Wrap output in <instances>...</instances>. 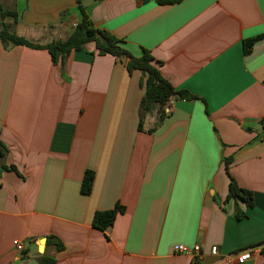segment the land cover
Returning <instances> with one entry per match:
<instances>
[{
    "label": "crops",
    "instance_id": "1",
    "mask_svg": "<svg viewBox=\"0 0 264 264\" xmlns=\"http://www.w3.org/2000/svg\"><path fill=\"white\" fill-rule=\"evenodd\" d=\"M80 2L94 27L133 57L147 51L195 99L168 101L161 121L154 108L138 130L141 74L122 60L89 43L59 66L44 50L0 43V264H237L245 249L242 264H264V0ZM0 6L16 14L10 32L42 44L79 20L75 0ZM229 178L251 192V208L225 200ZM115 205L111 226H91Z\"/></svg>",
    "mask_w": 264,
    "mask_h": 264
},
{
    "label": "trees",
    "instance_id": "2",
    "mask_svg": "<svg viewBox=\"0 0 264 264\" xmlns=\"http://www.w3.org/2000/svg\"><path fill=\"white\" fill-rule=\"evenodd\" d=\"M145 3L148 0H139ZM182 0H154L156 5H173ZM76 9L79 14V20L75 24L72 31L64 40H59L49 43H39L24 39L9 31V26L5 22L6 19L15 21L16 14L13 11L3 9L0 6V43L4 46H21L29 49L44 50L50 58L53 65L62 66L70 52L84 51L86 44H93L94 52L98 56L108 55L112 58L123 61L125 71L129 74L132 71H138L141 74L140 85L143 89V94L138 105L139 122L137 129H141V123L144 115L150 113L154 108L160 109L172 99L193 100L194 96L183 90H175L160 74L158 68L160 63L155 61L147 51L143 50L139 57H133L122 47V42L112 36L105 30L98 29L93 26L86 16L80 0H75ZM254 43V40L244 41L242 43L243 54L249 53V50ZM164 116L163 111L159 112V121ZM0 149H4L0 145ZM1 154V153H0ZM225 170H227L228 159L224 160ZM93 180V174L90 171H85L80 182L79 192L82 195H87L90 192ZM239 200L244 204L245 208L252 207L251 192L241 189L235 185L232 179L229 178L227 195L225 200ZM122 208L115 205L111 210L96 212L93 214L91 226L99 231L105 230L111 226L116 214L121 213ZM245 215L239 212L236 208L234 217L239 220ZM56 247L59 249L60 244L54 240ZM264 255V247L262 248ZM52 258L41 256L39 264H54Z\"/></svg>",
    "mask_w": 264,
    "mask_h": 264
},
{
    "label": "built area",
    "instance_id": "3",
    "mask_svg": "<svg viewBox=\"0 0 264 264\" xmlns=\"http://www.w3.org/2000/svg\"><path fill=\"white\" fill-rule=\"evenodd\" d=\"M12 246L14 247V249L18 253H21L23 250L22 245L18 241H13ZM172 252L175 254L185 255V256L189 257L192 262H195L199 256V248L197 245H193L190 248L185 247L183 245H174V246H172ZM216 252L217 251H216L215 247H211L209 249V253L211 256H215ZM250 255H251L250 249L242 250V251H240L234 255L235 262L237 264H242L243 262L247 261L250 258Z\"/></svg>",
    "mask_w": 264,
    "mask_h": 264
},
{
    "label": "water",
    "instance_id": "4",
    "mask_svg": "<svg viewBox=\"0 0 264 264\" xmlns=\"http://www.w3.org/2000/svg\"><path fill=\"white\" fill-rule=\"evenodd\" d=\"M32 264H39V260L38 259H35Z\"/></svg>",
    "mask_w": 264,
    "mask_h": 264
},
{
    "label": "rangeland",
    "instance_id": "5",
    "mask_svg": "<svg viewBox=\"0 0 264 264\" xmlns=\"http://www.w3.org/2000/svg\"><path fill=\"white\" fill-rule=\"evenodd\" d=\"M8 21H11V19H7ZM35 42V41H34Z\"/></svg>",
    "mask_w": 264,
    "mask_h": 264
}]
</instances>
